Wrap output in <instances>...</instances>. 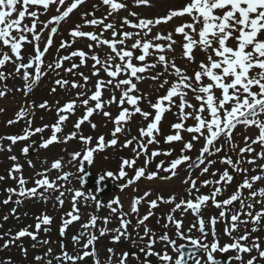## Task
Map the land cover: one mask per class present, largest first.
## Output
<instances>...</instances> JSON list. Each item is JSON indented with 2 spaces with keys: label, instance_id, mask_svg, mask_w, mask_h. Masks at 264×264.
I'll list each match as a JSON object with an SVG mask.
<instances>
[{
  "label": "snow or ice",
  "instance_id": "snow-or-ice-1",
  "mask_svg": "<svg viewBox=\"0 0 264 264\" xmlns=\"http://www.w3.org/2000/svg\"><path fill=\"white\" fill-rule=\"evenodd\" d=\"M86 0H0V98L8 95L7 81L20 79L22 86L15 87V91L23 93L27 98L39 82L53 73L57 78L53 81L51 93L58 88L66 93L76 91L74 96L61 105L56 101V120L51 125L32 128L36 108L52 111L48 101L39 105L35 102L25 103L15 113V118L7 121L11 126L24 121L26 127L22 134L0 136V152H12L13 146L18 142L30 141L36 134H41V141L25 144L21 148V155L27 158L33 148L48 149L54 142L65 143L78 139L81 147L69 153L67 165L77 168V179L80 188H69L67 181L73 177L70 171H64L63 157L51 163L50 169L35 173L34 186L29 188V180L23 176V166L19 164L16 155L8 156L13 162L7 171V176L0 175V181L12 179L16 187L4 189L6 198L4 205L14 203L19 206L24 200L39 199L47 202L54 194L56 203L62 207L66 196L71 199V210L62 217L59 228L61 237L74 223L81 220L80 204L88 206L92 202L97 210L107 207L109 216L118 221L115 228H108L111 220L98 215H90L88 220L80 225V230L71 238L75 253H70L67 246L61 242L60 253L53 254L52 248H47L43 254L34 256L35 264H87V258H92L93 264H101L96 242L106 235L111 237V243L121 241L130 242L137 248L136 252L124 250L117 253L112 247L107 249L105 264H151L155 257L159 264H261L264 261V243L260 237L253 234L261 231L264 226V184L255 189L257 182H264V0H187L182 7L170 9L165 16L158 18H143L138 13L128 11L117 26L116 20L121 10H128V4L123 0H100V4L107 6V13L100 18L94 12L81 14V23H76L69 32L70 40L61 39L57 52L72 48L79 38H86L88 51L73 49L67 55H57L53 61L45 64L44 57L54 43V36L58 34L59 25L66 21L70 14L83 5ZM135 6H151V0H134ZM99 5H94L98 8ZM54 15L47 20H41L52 9ZM92 18L89 19L88 17ZM188 21L175 27L174 33L182 36V43L173 38V32L164 35L157 32L151 36L153 28L161 23H168L174 18ZM133 17L134 19H129ZM111 18V19H110ZM85 27L100 28L99 32L84 31ZM127 27L130 31H124ZM47 32V39L43 35ZM110 32V38L105 33ZM129 41H132L129 44ZM167 42L166 44L163 42ZM43 42V48L40 45ZM177 43L181 46V59L186 67L177 65L175 56L169 58L167 52H175ZM25 45L32 46V52L25 55ZM108 49L102 56L104 47ZM197 50L202 54L197 59ZM138 53V54H137ZM78 58V63L76 59ZM91 61L90 75L78 72L77 69L85 67ZM65 62L69 63L64 67ZM11 64L13 70L6 71V65ZM191 66L190 70L189 67ZM161 67V71H155ZM62 70V71H61ZM103 74V75H102ZM147 74V75H146ZM72 76L73 79H68ZM79 76L80 80L75 77ZM95 77L94 85L89 88L91 78ZM106 77V79H105ZM171 77L172 79H169ZM150 79L157 91L163 90L153 101L141 92L138 84ZM108 92L109 96L104 97ZM119 93V96H117ZM147 101L150 111H144L141 103ZM195 101V103H193ZM113 104L117 106L118 114L114 117L106 109ZM78 108L83 109L74 122V131L64 135L63 127ZM175 122L170 124L167 134L161 130L163 118L166 113L173 112ZM3 109H0L2 112ZM102 115L109 123L114 125L109 139L104 135L96 138L93 145L92 136L82 134V125L86 122L95 130L97 124L90 118ZM139 115L141 126L138 136H125L121 149L131 147L132 157L122 158L116 172L107 170L99 177L101 180L125 182L119 184L121 191L135 185L141 178L149 181L154 179L171 180L180 176L182 168L184 176L181 183L186 185L187 198L177 200L176 194L165 198L157 195L149 200L151 191L134 196L131 200L129 212L123 210L119 197L112 198L105 205L95 195V191L85 192L82 189L85 163H94V154L119 144V136L131 134L128 127L130 121ZM192 121L191 124L188 121ZM106 126V125H105ZM242 126L244 129L255 128V137L245 135L244 146L240 147L234 140V131ZM50 129V137L44 138L43 133ZM184 133L190 139L185 140ZM171 146L174 142L182 145L179 155L170 161L160 160L156 163L155 171H149V165L159 156L170 157L174 148H160L161 140ZM203 141L198 155L193 158L187 153L191 152L195 143ZM9 141L8 145L3 142ZM155 145L149 151L150 146ZM259 145L260 151L256 150ZM224 153V155H220ZM229 153L235 154V159ZM144 157L142 166L137 167L140 157ZM219 157L212 159V157ZM250 157V158H249ZM216 163L225 165L220 169L212 170ZM250 165L245 168L243 165ZM29 167H35L28 160ZM126 169H131L134 175L129 177ZM199 169L201 176L210 174L212 178L199 181L192 173ZM50 170L59 174L55 178L48 175ZM166 175L160 176L159 173ZM249 172L256 173L249 175ZM234 174L242 176V181L235 191L226 198L220 199L235 178ZM202 188H209L208 193H202ZM247 190V194H245ZM134 191H139L134 188ZM15 197V199H13ZM147 203L148 211L142 217L139 215V206ZM160 204L172 205L169 212L162 214L157 220L165 222L161 227L165 230L174 227V236L187 243L177 244L167 231L157 233L147 225L154 209ZM259 205V209L257 206ZM209 206L218 210L217 215L205 217L203 212ZM14 207L11 214L15 215ZM182 215L177 218L176 213ZM193 216L190 226L185 231L183 227L184 214ZM135 215L136 223H132ZM5 221L9 216L3 217ZM34 230L27 228L6 235L2 248L8 249L21 238L30 237L36 243L32 245L46 246L50 240L38 239V233L43 230L47 233L52 224V217L46 213L37 216ZM218 223L224 224V235L231 240L230 243L220 244L216 230ZM251 225V227H249ZM141 227L143 233L140 232ZM133 229V231H129ZM195 231L198 235L193 236ZM98 232V235H97ZM209 235L211 240H208ZM3 237L0 236V239ZM171 246L177 254L174 259L168 251L154 250L157 241ZM207 241V242H206ZM27 257V249H22ZM235 254L231 257L218 258L217 254ZM256 255H253V253ZM247 254V259H245ZM4 264V261H0ZM10 264V262H9Z\"/></svg>",
  "mask_w": 264,
  "mask_h": 264
},
{
  "label": "rangeland",
  "instance_id": "rangeland-1",
  "mask_svg": "<svg viewBox=\"0 0 264 264\" xmlns=\"http://www.w3.org/2000/svg\"><path fill=\"white\" fill-rule=\"evenodd\" d=\"M123 2H126L128 4V10H121L118 13L117 16V26H119V21L125 16H128V11L136 12L139 14L140 17L143 18H158L165 16L167 12L170 9H178L182 7L185 3H187V0H176L174 3H172L171 0H151V6H135L134 5V0H123ZM94 5H99L98 8H94ZM97 11L99 12V17H102L104 14L108 11L107 7H103V5L100 4V0H93L90 3H88L86 6L81 8L80 10L77 11L73 16H70L68 18L69 20L65 22H61L59 25V30L58 34L54 36V43L51 46L50 50L48 53H46L44 60L45 64L48 62H51L54 60V58L57 55L63 56L67 55L70 51L73 49H82L84 51H88L86 45L89 43V41L86 38H79L78 41L73 45L72 48L69 49H64L60 50L57 52V49L59 47V44L61 42V39L64 40H70L71 37L69 36L70 30L73 28V26L76 23H81L82 21L80 20L81 14L89 12V11ZM55 9H53V12H49L47 15H42L40 17L41 20H47L50 18L51 15H54ZM89 19L92 17L89 16ZM129 19H134L133 17H129ZM189 18L185 16L183 19L180 18H174L172 21H169L168 23H161L160 25L156 26L153 28V31L151 33V36H154L157 32H160L164 35H167L169 32H173V38L182 43V36L177 35L174 33L175 27L179 26L180 24L188 21ZM84 31H95L90 29L89 27H85L83 29ZM131 29H128L127 27L124 28V31H130ZM100 28L96 30V32H99ZM110 32L105 33V36L110 38ZM44 41L47 39V32L44 33L43 35ZM132 41H129V44ZM163 43H167L166 41ZM41 49L43 48V42L40 45ZM175 47V52H167V56L169 58L175 56L176 58V63L178 66L184 68L186 67V62L182 60L181 57V46L180 43H177L174 45ZM32 46L31 45H25L24 51L25 55H27L28 52H32ZM108 49L106 46L104 47L103 51L100 52V54L103 56L105 52H107ZM138 54V53H137ZM200 52L197 50L196 55L197 59L201 57L199 55ZM76 62L78 63V58H75ZM69 63L65 62L64 67H68ZM90 67H91V61H88L87 66L81 67L77 69L78 72H83L85 75H90ZM189 70L191 66H188ZM6 71L11 72L13 70V66L11 64L6 65ZM162 68L158 67L155 69V71H161ZM62 71V70H61ZM103 75V74H102ZM147 75V74H146ZM57 77L49 72L47 76L42 78V80L39 82V85L35 88V90L27 96V98L24 97L23 93L20 91H15L14 88L18 86H22V81L20 79H9L7 81L9 89H12L8 93V95L4 98H0V109H3L2 112H0V136H5V135H12V134H22V130L26 127V124L24 121H20L16 124H13L11 126L7 125V121L10 119L15 118V113L21 108V106L25 103V99L28 102H35L36 105H39L43 101H48V103L52 106V111H46L43 109L36 108L35 110V115L33 118V123H32V128L34 129L35 127H42L43 125H51L55 122L56 120V114H55V108H56V101H59L61 105H63L69 98L70 95L74 96L76 91H80V89L74 90L72 93H66L58 88L56 93H51V88L54 85L53 81ZM68 79H73L72 76H68ZM76 80H80L79 76L75 77ZM95 77L91 78L88 87L91 88L94 83H95ZM106 79V77H105ZM169 79H172L169 77ZM158 82H153L150 79H145L142 82L138 84L139 89L141 92L145 93L149 99L155 101L158 95H163L164 92L163 90L157 91V88L155 87V84ZM109 96L108 92L104 93V97L107 98ZM117 96H119V93H117ZM195 103V101H193ZM141 108L144 111H150L151 109L148 106L147 101H144L141 103ZM107 111H110L112 113V116L114 117L115 115L118 114V109L115 104H113L111 107L106 109ZM173 112H168L165 114L163 118V125L164 128L167 129V127L170 128V124L172 122H175L176 117L173 114ZM83 109L78 108L77 112L75 115L71 116L70 119L65 123V126L63 127V134L66 135L72 131H74V122L75 120L82 115ZM94 123L97 124V128L95 130L91 129L89 124L86 122L84 125H82V134L84 136H92L93 141L92 144L94 145L96 142V138H98L100 135H104L106 139L111 138L110 133L114 128V125L112 123H109L107 121V118L103 117L102 115H97L94 114L90 118ZM141 120L142 118L139 115H136L129 123L128 127L131 129V134L128 135L125 133L124 135L119 136V144L115 147L108 148L104 151H98L95 153L94 157V163L92 165H89L90 170L92 174L99 176L102 172L111 170L113 172H116L119 168L118 162L122 160V158H131L133 153L131 147L127 149H121L120 145L123 144L125 136L127 135L128 138H131V136H138V128L141 126ZM189 124L192 123V121H188ZM106 125V126H105ZM167 126V127H166ZM242 126H239L235 131H234V140L235 142L240 146H244V136H252L255 137L257 134V130L255 128H249V129H244ZM44 138H49L50 137V129H46L45 132L42 134ZM184 138L185 140L190 139L189 134L184 133ZM158 139L161 140L160 143V148L166 149L168 147H172L175 149L173 152V155L170 157H165V156H159L156 158L154 162H152L149 165V171H155L156 169V163H158L160 160H165L166 162L170 161L171 159L175 158L176 156L179 155L180 148L182 145L178 142H174L171 146L165 145L163 143V137H158ZM31 141H35L37 145L41 141V134H36L30 138V141H22L18 142L15 146H13L12 152H0V175L7 176V171L11 168L13 162L8 159V156L10 155H16L18 157V163L23 166V176L29 180V183L27 184V187L31 188L34 186V179L38 178L35 176V173L42 171L44 169H50L51 163L54 162L56 159L63 157L65 161V167L64 171H70L73 173V177L67 182V186L69 188L75 187V188H80V184L78 179L76 178L78 173H77V168L72 167L70 165H67V160L69 159V153H72L76 150H78L81 147V142L78 139H73L72 141L68 142L67 144L65 143H56L54 142L51 146H49L48 149H39L37 150L36 148H33L30 152L31 155H29L27 158L21 155V148L25 146V144L30 143ZM5 145H8L10 142L9 141H4L3 142ZM203 144V141L201 140L200 142L195 143L194 149L187 153L188 155L192 156L195 158L198 155V151L201 148ZM156 146H150L149 151L152 150V148H155ZM256 150L260 151L259 145H256ZM128 153V154H127ZM221 155H224V153H221ZM229 155H232L233 159H235V154L229 153ZM219 157H212V159H218ZM250 158V157H249ZM32 161V164L35 165V167H29L28 165V160ZM120 159V160H118ZM144 163V158L140 157V159L137 162V167L142 166ZM259 163H264V161H259ZM225 165L216 163L212 166V170L215 169H220L223 171L225 168ZM245 168H251L252 166L250 165H243ZM128 172V176L130 177L132 174V171H129L126 169ZM199 169H196L192 175L194 178H198L199 181H203L205 179H210L212 178L210 174H205L201 176L199 174ZM59 173L56 170H50L48 172L49 177L55 178ZM256 173L249 172V175H253ZM160 176L166 175L165 173L161 172L159 173ZM235 178L233 181V184L231 186V191L234 192L238 184L242 181V176L238 174H234ZM184 176V172L182 168L180 169V176H177L171 180H147L145 178H141L135 185L130 186L129 188L125 189L126 191H122L119 189V184L124 183V180L114 182L111 180H108L107 182L111 185H114L116 188L115 193L104 197L102 200L104 204L106 205L109 200L115 197H120L122 200V205H125V212H129L130 210V204L131 200L134 196H139L142 195L145 191L150 190L152 195L148 197L149 200L155 199L157 195H163L165 198L171 196L173 193L176 194L177 200L179 198L184 197L187 198L186 193H185V188L187 187L186 185L182 184L181 178ZM264 182H257L256 189L258 190L259 187L262 186ZM8 187H16V182L12 179H6L4 181H0V236L3 238L0 239V261H4V264H35L34 262V256L38 254H43L47 248H52L53 249V254H59L60 253V241H64L65 245L67 246V250L70 253H75L76 249L73 246L72 243V236L76 234L80 230V225L84 223L85 221L88 220L90 215H98L101 220L104 217H109L111 220V223H109L108 228H115L118 225V221L114 216H109V209L107 207L102 208V210L98 211L96 210L94 204L92 202L88 203V206H84V202L81 201L80 204V215H81V222H79L75 226H71L66 230V235L62 238L59 237V228L61 227V217L60 215L64 212H68L71 210V199L70 197L66 196L64 198V209L60 212L59 216L56 215V209H59V205L55 201V195L54 194L52 199H49L47 202H44L43 200L39 199H27L22 202L21 205L17 206L14 203H9L8 205H4L2 201L6 198V193L4 189ZM135 189H138L139 191H134ZM228 189V187H227ZM85 192H92L94 189H82ZM225 191L224 195L220 197L226 198L228 195H230L232 192ZM202 193H208L209 188H202L201 189ZM247 194V190L245 192ZM98 198V197H97ZM15 199V197L13 198ZM46 204H54V206L47 207ZM16 208V214L12 215L11 210L12 208ZM172 205H165V204H160L156 209H154V215L150 217V219L146 222L148 227L153 229L155 232H165L167 231L168 234L173 238L174 237V232L175 229L174 227H170L169 229L165 230L161 227V225L165 222L164 220H160V223H157V220L161 217L162 214H166L169 212L170 208ZM66 210V211H65ZM148 211V205L147 203H142L139 206V215L142 217L145 215ZM34 213L33 216H31ZM36 213V214H35ZM46 213L50 217H53L54 223H52L50 226H47L50 228V230L45 233L43 230L38 233V239L44 240L48 239L51 241L50 244L46 246L42 245H37L36 248H33L32 245L36 242L32 241L30 237H24L20 241H16L15 244L11 245L8 249H3L2 245L5 240L8 239V236L6 235L9 233V231L12 234H15L17 231L27 228L28 226H32V228H29V230H34V225L36 223V217ZM218 211H214L213 208L210 206L206 208L203 212V215L205 217H209L212 215H217ZM7 215L9 216V219L5 221L3 217ZM181 213L177 212L176 216L177 218L181 217ZM185 215L183 216V227L185 231L187 228L190 226V223L193 220L192 215H190L185 219ZM132 223H136V218L135 215L133 214L132 216ZM224 229V224L223 223H218L216 225V230L219 236V240L224 239V235L221 234L222 230ZM129 231H133V235H135V232L133 229H129ZM140 232L143 233V228L141 227ZM98 235V232H97ZM193 236L198 235L195 231L192 233ZM208 240H211V236L209 235ZM104 242H109L111 243V239L107 237H100L98 241L96 242V247L99 251V256L101 260V256L104 261H106L108 253L104 248ZM186 243V241H183ZM207 242V241H206ZM124 241H121L119 243H116L114 247L116 248L117 253H121L124 250H128L131 252H136L137 248L133 247L130 242L125 243ZM120 246V247H118ZM125 249H123V248ZM26 248L27 249V257L24 256V253L22 249ZM155 251L158 252H163V251H168V253L173 256V258H176V253L172 251V248L169 246L165 248V244L161 241H157L155 244ZM219 256V255H217ZM87 258V264H90L91 261L88 260ZM151 259V264H159L157 259L155 257L150 258ZM102 262V261H101Z\"/></svg>",
  "mask_w": 264,
  "mask_h": 264
},
{
  "label": "water",
  "instance_id": "water-1",
  "mask_svg": "<svg viewBox=\"0 0 264 264\" xmlns=\"http://www.w3.org/2000/svg\"><path fill=\"white\" fill-rule=\"evenodd\" d=\"M92 186H95L97 188L98 193L102 190L101 185H100V182H99L98 179L97 180H94V182H92Z\"/></svg>",
  "mask_w": 264,
  "mask_h": 264
},
{
  "label": "bare ground",
  "instance_id": "bare-ground-1",
  "mask_svg": "<svg viewBox=\"0 0 264 264\" xmlns=\"http://www.w3.org/2000/svg\"><path fill=\"white\" fill-rule=\"evenodd\" d=\"M172 1V3H174L176 0H171Z\"/></svg>",
  "mask_w": 264,
  "mask_h": 264
}]
</instances>
